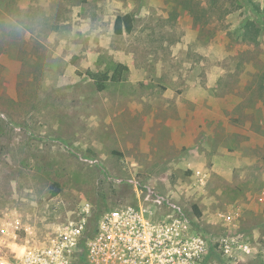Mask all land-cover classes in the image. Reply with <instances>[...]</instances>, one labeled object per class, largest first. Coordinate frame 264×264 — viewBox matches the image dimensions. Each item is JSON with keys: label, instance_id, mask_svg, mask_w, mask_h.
<instances>
[{"label": "rangeland", "instance_id": "rangeland-1", "mask_svg": "<svg viewBox=\"0 0 264 264\" xmlns=\"http://www.w3.org/2000/svg\"><path fill=\"white\" fill-rule=\"evenodd\" d=\"M144 184L264 242V0H0V258Z\"/></svg>", "mask_w": 264, "mask_h": 264}, {"label": "built area", "instance_id": "built-area-1", "mask_svg": "<svg viewBox=\"0 0 264 264\" xmlns=\"http://www.w3.org/2000/svg\"><path fill=\"white\" fill-rule=\"evenodd\" d=\"M133 203L97 211L84 202L46 241L0 264H204L215 251L224 264L256 255L264 264V242L255 246L243 233H201L181 204L151 185Z\"/></svg>", "mask_w": 264, "mask_h": 264}, {"label": "trees", "instance_id": "trees-1", "mask_svg": "<svg viewBox=\"0 0 264 264\" xmlns=\"http://www.w3.org/2000/svg\"><path fill=\"white\" fill-rule=\"evenodd\" d=\"M250 25V24H249ZM133 30V17L129 13L120 14L116 17L115 21V32L118 34L123 33L124 31L131 32ZM127 70V66L119 65L111 74L108 76V73H105V77L101 81L99 89L105 88V83L108 82H118L121 81L123 73ZM89 77L93 78L96 81V75L93 73L87 74ZM97 82V81H96ZM57 192V191H56ZM56 192L54 194H56ZM197 213L200 214L197 210Z\"/></svg>", "mask_w": 264, "mask_h": 264}]
</instances>
